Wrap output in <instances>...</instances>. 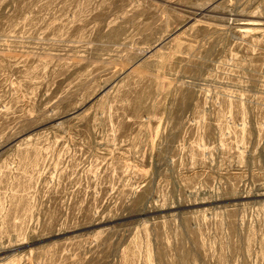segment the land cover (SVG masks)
Wrapping results in <instances>:
<instances>
[{
    "label": "rangeland",
    "instance_id": "obj_1",
    "mask_svg": "<svg viewBox=\"0 0 264 264\" xmlns=\"http://www.w3.org/2000/svg\"><path fill=\"white\" fill-rule=\"evenodd\" d=\"M0 264H264V0H0Z\"/></svg>",
    "mask_w": 264,
    "mask_h": 264
}]
</instances>
